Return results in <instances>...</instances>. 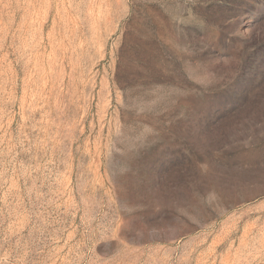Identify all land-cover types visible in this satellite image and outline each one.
Here are the masks:
<instances>
[{
    "label": "rangeland",
    "instance_id": "1",
    "mask_svg": "<svg viewBox=\"0 0 264 264\" xmlns=\"http://www.w3.org/2000/svg\"><path fill=\"white\" fill-rule=\"evenodd\" d=\"M0 264H264V0H0Z\"/></svg>",
    "mask_w": 264,
    "mask_h": 264
}]
</instances>
